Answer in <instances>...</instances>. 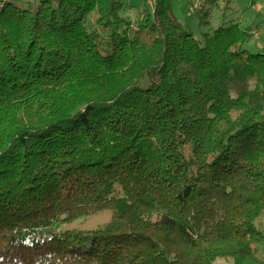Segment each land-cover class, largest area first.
I'll list each match as a JSON object with an SVG mask.
<instances>
[{"label":"trees","instance_id":"obj_1","mask_svg":"<svg viewBox=\"0 0 264 264\" xmlns=\"http://www.w3.org/2000/svg\"><path fill=\"white\" fill-rule=\"evenodd\" d=\"M35 1L0 8V264H264L257 30Z\"/></svg>","mask_w":264,"mask_h":264},{"label":"crops","instance_id":"obj_2","mask_svg":"<svg viewBox=\"0 0 264 264\" xmlns=\"http://www.w3.org/2000/svg\"><path fill=\"white\" fill-rule=\"evenodd\" d=\"M194 1L172 0V14L177 16L179 22L192 27V24H190L192 22L189 20H197L199 24V17L204 12H209V28L215 29L228 21H234L239 22L244 28L264 31V0H204L199 11L193 8ZM214 9H218L216 13H214ZM219 9L223 11H219ZM138 13L136 2L134 4L133 0H128L123 12L124 17L130 18V16H133V18H136ZM195 34L199 35L200 33ZM254 42L253 48L255 50H264V43Z\"/></svg>","mask_w":264,"mask_h":264},{"label":"rangeland","instance_id":"obj_3","mask_svg":"<svg viewBox=\"0 0 264 264\" xmlns=\"http://www.w3.org/2000/svg\"><path fill=\"white\" fill-rule=\"evenodd\" d=\"M9 1H13L15 4L19 5L20 7L24 6L26 8H28L31 5H36V3H37V1H34V0H9ZM119 1H121L125 5L128 2V0H119ZM4 2H7V0H0L1 6H2V4ZM133 2H134V4L136 2V5H137L139 13H138V16H136V18H133V16H130V18H128V19L131 20L132 24L134 25L133 27L135 29L138 26V24L144 19L145 11H147V8H146L145 0H133ZM216 10H218V9H214V13H216ZM219 11H223V10L219 9ZM139 17L142 20H140ZM173 17L175 19H177L176 15H173ZM189 21L192 22V23H190V24H192L191 25L192 27H190L188 25L191 28V30L194 33H198L199 34L201 32V29H199V26H197L198 25V21L197 20L193 21L192 19L189 20ZM258 32H259V36H258L257 39L252 36V40H251L250 45H249L250 48H253V45L255 43L254 41L260 42V43H264V31H258ZM109 218H110V213L109 212H101L99 214H96V215L88 218V219L75 222L71 226V228H74V229H77V230H92V229L101 228L102 226H104L108 222ZM257 227L264 233V216L257 223ZM257 255L259 257H263L264 258V246H260L258 248Z\"/></svg>","mask_w":264,"mask_h":264},{"label":"built area","instance_id":"obj_4","mask_svg":"<svg viewBox=\"0 0 264 264\" xmlns=\"http://www.w3.org/2000/svg\"><path fill=\"white\" fill-rule=\"evenodd\" d=\"M204 3V0H195L193 3V8L198 11L201 9L202 5ZM146 8L148 12L153 15L156 11L158 0H145ZM252 34L255 38H258L259 32L258 31H252Z\"/></svg>","mask_w":264,"mask_h":264}]
</instances>
